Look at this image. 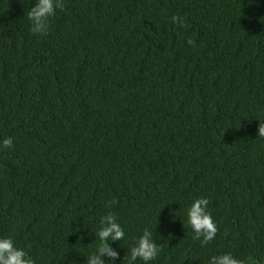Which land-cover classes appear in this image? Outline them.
Wrapping results in <instances>:
<instances>
[{"label": "trees", "instance_id": "1", "mask_svg": "<svg viewBox=\"0 0 264 264\" xmlns=\"http://www.w3.org/2000/svg\"><path fill=\"white\" fill-rule=\"evenodd\" d=\"M35 3L0 0V237L34 264H145L146 230L147 264H264V0H56L42 33Z\"/></svg>", "mask_w": 264, "mask_h": 264}, {"label": "clouds", "instance_id": "2", "mask_svg": "<svg viewBox=\"0 0 264 264\" xmlns=\"http://www.w3.org/2000/svg\"><path fill=\"white\" fill-rule=\"evenodd\" d=\"M61 6V3H56V0H36V3L28 13L29 19L35 25L31 30L36 33L44 32L47 25L43 21L46 17L52 16L54 7ZM172 19L177 22V17L173 16ZM178 22L182 23V18ZM189 43H191V40H189ZM257 136L264 137V124L262 123L257 128ZM0 146L4 148L11 147L12 138H4L0 141ZM207 204L208 200L206 198H197L187 209V223L191 225L196 236H203L202 244H207L211 241L217 232V227L211 214L206 211ZM108 221V226L99 231L100 240L105 241L109 237L116 240L122 237L124 233L120 225L114 222L111 216L108 217ZM151 237L152 233L147 230L139 237L136 246L132 248V259L139 257L147 264L149 260H152L157 255L159 249ZM98 249L101 254L107 253L113 257L117 255L116 252L106 245L98 246ZM87 259L88 264H104L100 260L99 255H90ZM0 264H34V262L23 249L14 245L11 237H0ZM209 264H244V262L234 257L231 253H223L211 256Z\"/></svg>", "mask_w": 264, "mask_h": 264}]
</instances>
